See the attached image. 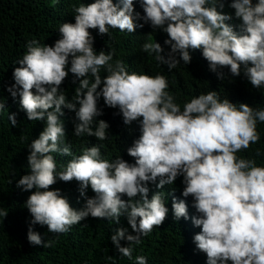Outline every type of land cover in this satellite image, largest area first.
I'll use <instances>...</instances> for the list:
<instances>
[{
	"label": "clouds",
	"instance_id": "obj_1",
	"mask_svg": "<svg viewBox=\"0 0 264 264\" xmlns=\"http://www.w3.org/2000/svg\"><path fill=\"white\" fill-rule=\"evenodd\" d=\"M136 3L143 15L134 11V0L77 3L73 5L74 22L58 25L59 38L51 46L30 39L16 61L14 82L5 91L13 101L19 98L28 121H44L26 147L29 171L16 180L17 188L30 192L24 202L31 217L26 239L30 245L42 244L41 234L33 230L37 224L60 234L88 217L119 224L123 216L131 233L116 227L108 239L119 254L131 260L133 246L141 244L142 237L161 225L169 213L160 189L180 177L182 198L172 195L175 190L168 193L172 216L188 220L186 198L191 197V222L200 228L192 241L206 254L205 264H264V164L237 155L260 139L257 123L264 122V107L234 104L216 90L193 96L181 106L168 90L166 76L127 71L122 60L113 59L111 49H94L89 32L95 29L97 35H104L118 29L132 33L147 23L153 32L159 29L167 34L163 44L168 51L162 55L164 49L152 34L146 35L149 39L140 45L141 51L158 65H166L169 72L178 64L188 65L191 52L199 50L218 80L243 76L252 88L264 89V0H229L231 15L218 11L225 7V0ZM233 18L239 23H226ZM101 70L106 73L103 77ZM69 73L76 85L72 100L66 99L60 87ZM101 98L104 106L117 109L125 126L132 122L138 126L139 136L126 149L132 162L120 155L104 159L103 145L96 144L73 155L66 142L64 109L74 112L78 121L73 135L99 141L108 138V123L96 119L103 115L97 107ZM5 110L0 99V111ZM15 117L16 113H7L13 127ZM52 153L72 158L58 170ZM255 155H261L259 149ZM58 180L78 182V199H84L79 209L70 206L60 189H49ZM150 184L158 191L149 198ZM89 187L94 196L85 195ZM7 213L0 208V217ZM52 243L46 240L42 246ZM135 264H147L146 257L135 256Z\"/></svg>",
	"mask_w": 264,
	"mask_h": 264
},
{
	"label": "trees",
	"instance_id": "obj_2",
	"mask_svg": "<svg viewBox=\"0 0 264 264\" xmlns=\"http://www.w3.org/2000/svg\"><path fill=\"white\" fill-rule=\"evenodd\" d=\"M89 4L93 0H57L52 4L51 0H0V99L4 101L5 111H0V208H5L8 213L0 217V264H135V256L146 257L147 264H205L206 254L197 250L192 241L195 233L200 231L194 227L191 217L194 209L190 206L191 197L186 198L189 204L187 209L189 219L175 220L171 212L172 195L178 199L181 197V178L178 177L173 185H165L160 191L164 193V202L169 208V213L161 223L154 226L152 231L142 237V243L133 246L132 257L119 254L108 237L116 227L129 229L126 218L121 216L119 224L111 219L103 220L88 217L86 220L72 225L66 233H51L47 227L33 225V230L41 234L42 244L46 240L53 243L43 248L30 245L26 239L28 221L31 219L28 210L24 207L29 191H21L16 187V180L24 175L27 168V145L37 137L43 128L44 121H28L25 113L19 107V98L13 101L5 86H10L14 81L12 72L18 67L16 61L26 51L25 43L30 39H36L41 44L49 46L59 38L58 25L60 23H73V5L77 3ZM229 0H225L223 11L231 15L232 9L227 7ZM117 3V0H113ZM134 11L143 15L142 9L134 0ZM226 23L234 26L239 23L233 18ZM93 36V47L96 51L108 49L113 51V59H120L126 65L127 71L143 72L150 76L160 73L168 80V90L175 95L176 101L183 102L193 96L208 90H216L221 98H227L234 104L245 103L253 108L264 107V89H254L243 76L226 77L218 80L215 73L208 69L207 61L200 55L199 50L191 52V62L188 65L178 64L170 72L166 65H158L152 56L142 52L140 45L149 39L161 44L162 55L168 51V46L163 44L166 33L159 29L153 32L145 23L142 28L135 29L132 33L120 32L118 29H110L109 34L97 35L95 29H89ZM182 63V62H181ZM226 71V69H225ZM100 75H106L101 70ZM91 80V77H89ZM61 88L65 89L66 99L72 100L76 85L72 83V74L69 73L62 81ZM238 106V105H237ZM97 107L102 108L103 115L96 119L108 123L109 136L103 141L86 135L77 137L72 134L75 120L74 112L64 109V122L66 142L71 144L73 155H79L82 147L96 144L103 145L100 148L102 158L112 160L120 155L122 159L132 162L133 158L127 155L126 149L132 141L139 136L136 122L125 126L117 109L104 106L103 99H99ZM7 113H16V127L11 126L7 120ZM95 127V120L91 125ZM257 131L260 139L256 144H250L246 150L237 153L238 156L255 159L258 165L264 164V122L257 123ZM23 139H22V138ZM256 149L261 155H255ZM57 161V169L62 170L72 156H63L52 153ZM11 181V183H10ZM75 180L70 182L57 181L50 185L49 189L58 188L62 195L68 198L69 204L79 209L84 199L79 197ZM158 191L154 184L149 185V198L152 193ZM86 196H94L95 193L87 189ZM123 199H127L123 197ZM121 246L125 241H120ZM111 256L109 261L106 258ZM230 264V262H229Z\"/></svg>",
	"mask_w": 264,
	"mask_h": 264
}]
</instances>
